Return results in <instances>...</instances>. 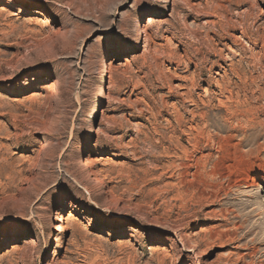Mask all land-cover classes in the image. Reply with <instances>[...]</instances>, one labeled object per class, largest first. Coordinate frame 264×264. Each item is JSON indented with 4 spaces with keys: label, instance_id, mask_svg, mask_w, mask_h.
I'll return each mask as SVG.
<instances>
[{
    "label": "rangeland",
    "instance_id": "rangeland-1",
    "mask_svg": "<svg viewBox=\"0 0 264 264\" xmlns=\"http://www.w3.org/2000/svg\"><path fill=\"white\" fill-rule=\"evenodd\" d=\"M0 264H264V0H0Z\"/></svg>",
    "mask_w": 264,
    "mask_h": 264
},
{
    "label": "bare ground",
    "instance_id": "bare-ground-1",
    "mask_svg": "<svg viewBox=\"0 0 264 264\" xmlns=\"http://www.w3.org/2000/svg\"><path fill=\"white\" fill-rule=\"evenodd\" d=\"M150 23V20H148V22H147V24H149ZM143 34H144V31H143V29L141 28V29H139L138 30V33L136 34V36L137 37H142L143 36ZM103 71L104 72H106L107 71V68H106V66L104 65L103 66ZM178 92V91H177ZM182 98V97H181ZM187 98H189V97H187ZM188 100V99H187ZM183 104V103H182ZM173 106V105H172ZM189 106V105H188ZM183 108V107H182ZM175 109V108H174ZM181 109V108H180ZM175 112V111H174ZM181 112V111H180ZM192 113V112H191ZM201 115V114H200ZM174 116V115H173ZM200 117V116H199ZM176 126V125H175ZM189 128V127H188ZM188 134V133H187ZM184 136V135H183ZM221 137V136H220ZM227 140V139H226ZM226 140L225 141H223V142H226ZM229 144V143H228ZM175 146V145H174ZM218 146V145H217ZM225 146H227V144L225 145ZM231 147V146H230ZM218 149V148H217ZM223 149V148H222ZM233 150V149H232ZM227 152V151H226ZM233 152V151H232ZM175 153V152H174ZM160 157V156H159ZM179 158V157H178ZM184 159V158H183ZM203 160V159H202ZM176 162V161H175ZM205 162V161H204ZM179 163V162H178ZM86 166V165H85ZM220 166V165H219ZM180 169V168H179ZM177 170V169H176ZM214 171V170H213ZM172 175V174H171ZM177 175V174H176ZM212 175V174H211ZM246 178V177H245ZM184 180V179H183ZM245 180V179H244ZM202 181V180H201ZM242 180H238V182H241ZM255 180H253V178H250L249 180H245V186H247V187H258V183L257 182H254ZM235 182H237V179H236V181ZM209 184V183H208ZM239 184V183H238ZM202 185V184H201ZM237 185V184H236ZM203 187V186H202ZM184 190V189H183ZM196 190V189H195ZM209 190V189H208ZM216 198V197H215ZM207 199V198H206ZM63 221H64V218H63V216H62V214H60V216H59V219L57 220V223L56 224H54V226H53V230H54V233L55 234H62L63 233V231H64V226H63ZM193 251L194 250V246H191L190 247V249H188V251Z\"/></svg>",
    "mask_w": 264,
    "mask_h": 264
}]
</instances>
